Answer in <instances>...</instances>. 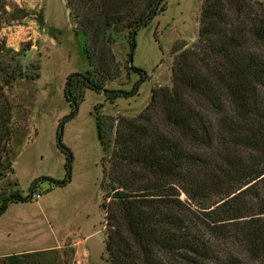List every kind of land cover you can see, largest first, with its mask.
I'll return each mask as SVG.
<instances>
[{
  "label": "trees",
  "instance_id": "obj_1",
  "mask_svg": "<svg viewBox=\"0 0 264 264\" xmlns=\"http://www.w3.org/2000/svg\"><path fill=\"white\" fill-rule=\"evenodd\" d=\"M64 1L91 67L66 81L71 113L57 133L65 177L37 178L27 196L6 194L0 217L10 204L32 203L40 185L71 183L75 158L62 138L85 89L114 101L136 96L149 79L131 65L137 37L167 0ZM6 9L0 0V26ZM123 36L141 80L131 92L108 91L105 83L122 74L112 45ZM5 51L0 40V59ZM173 54L172 87L155 88L142 113L97 115L102 149L111 151L100 204L107 264H264V0H203L198 41ZM19 77L0 61V182L14 173L6 90Z\"/></svg>",
  "mask_w": 264,
  "mask_h": 264
},
{
  "label": "rangeland",
  "instance_id": "obj_2",
  "mask_svg": "<svg viewBox=\"0 0 264 264\" xmlns=\"http://www.w3.org/2000/svg\"><path fill=\"white\" fill-rule=\"evenodd\" d=\"M64 2L7 0L6 13L1 18L0 40L6 43V51L0 61L20 77L6 90L14 105L15 133L10 157L14 173L0 182V199L16 190L27 196L37 178L63 180L65 177L66 157L57 147V133L64 118L71 113L65 98L66 81L70 75L84 74L91 67L84 50L86 38L75 34L74 20ZM202 5L203 0H167V11L139 33L131 65L145 71L149 79L139 85L136 96L111 101L103 93L85 89L79 113L66 123L62 138L75 158L74 183L67 189L52 187L49 191L47 185H40L36 193L45 196L42 200H33L34 203L40 201L38 204L19 206L11 212L33 218L39 226L5 236L0 239L2 243L44 247L51 238L58 240L80 228L83 240L80 250L89 254L90 264H107L106 229L100 201L103 170L109 165L111 151H103L98 130L90 120L93 117L97 120L96 111L99 109V113L102 105H114V112L117 109L132 112L150 101L155 88L172 87L173 48L190 47L198 41ZM112 49L122 74L118 80L106 82L105 88L131 92L141 75L128 65L127 38H119ZM66 197L69 198L68 209L62 205ZM68 242L67 249L32 253L28 258L20 256L15 261L19 264L87 261V255L81 254L77 260L72 239ZM4 261L0 258V264Z\"/></svg>",
  "mask_w": 264,
  "mask_h": 264
},
{
  "label": "crops",
  "instance_id": "obj_3",
  "mask_svg": "<svg viewBox=\"0 0 264 264\" xmlns=\"http://www.w3.org/2000/svg\"><path fill=\"white\" fill-rule=\"evenodd\" d=\"M68 13H69V11H68ZM74 27H75V25H74ZM74 27H73V30H74ZM198 37H199V33H198ZM87 62H88V60H87ZM88 64H89V62H88ZM89 67H90V64H89ZM112 82H114V81H112ZM152 94H153V90H152ZM151 99H152V96H151ZM151 99H150V101H151ZM150 101L141 105L142 106L141 108L139 107L138 109H134V111H132V112L125 111V110L123 111V110H119V109H117V112H114L113 111V110H115L114 105L105 104V105H102L100 107L101 108L100 112L98 113L97 111L99 109H97L96 113L98 116H111V117L123 116V117H128V118H134V117H137L140 113H142L144 111L145 107L149 104ZM94 107H95V105H94ZM90 114H92V111L90 112ZM90 121H93L95 129L98 130L97 120H95V118L93 117V120H90ZM75 177H76V168L74 166V168H73V179H72L71 183L69 185H67L66 187H63L60 189H64V188L67 189L68 187H70L74 183ZM45 185H47L49 188V189H47V191L52 189V186H50L49 184H43V187H45ZM44 196L45 195H42L40 200H42L44 198ZM34 202L10 204V206H9L8 210L5 212V214H3L0 217V236H1L0 239L5 237V236H11L15 232H19V230H21V231L23 230V232H27V231H30L28 229L35 227V226H39L38 224L36 225V221L33 218H29L26 216H20L17 213V211L15 212L14 215L11 213L14 209L17 210L19 208V206L34 205V204H38L40 201L36 202V203H34ZM100 203H101V201H100ZM62 205H65V208L68 209V206H69V198L68 197H66V199H64V202L62 203ZM60 207H62V206H60ZM10 213L12 214V216H8V215H11ZM102 214H103V212H102ZM48 226L50 227V223L48 224ZM70 239H72V241L74 243L75 257H77L76 258L77 260L80 256V254L85 255V256L87 255V261L83 260L84 262H81V260H78L77 264H90L89 254L87 252H83L80 250V246L83 243L80 228H78L77 230L72 232L70 235L67 234L61 238H58V240L51 238L49 240V244L46 246L43 245L44 247L36 246L35 244L26 247V245L2 243L0 240V258H4L5 260H8L10 262L11 259L16 260L20 256L23 257L22 259H24L25 257H30L33 255L32 253L56 252V251L60 250L62 247H64V249H67V246L69 244L68 241H70ZM61 252H63V251H61ZM16 262H18V261H16Z\"/></svg>",
  "mask_w": 264,
  "mask_h": 264
},
{
  "label": "built area",
  "instance_id": "obj_4",
  "mask_svg": "<svg viewBox=\"0 0 264 264\" xmlns=\"http://www.w3.org/2000/svg\"><path fill=\"white\" fill-rule=\"evenodd\" d=\"M41 199V195L40 194H35L34 196H33V200L34 201H37V200H40Z\"/></svg>",
  "mask_w": 264,
  "mask_h": 264
}]
</instances>
